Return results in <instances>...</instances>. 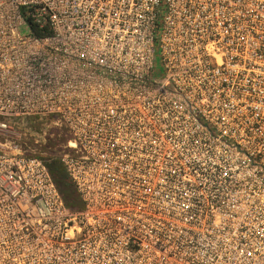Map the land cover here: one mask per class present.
Segmentation results:
<instances>
[{"label": "built area", "instance_id": "1", "mask_svg": "<svg viewBox=\"0 0 264 264\" xmlns=\"http://www.w3.org/2000/svg\"><path fill=\"white\" fill-rule=\"evenodd\" d=\"M0 264H264V0H0Z\"/></svg>", "mask_w": 264, "mask_h": 264}, {"label": "rangeland", "instance_id": "2", "mask_svg": "<svg viewBox=\"0 0 264 264\" xmlns=\"http://www.w3.org/2000/svg\"><path fill=\"white\" fill-rule=\"evenodd\" d=\"M8 147L21 150L27 155H39L40 157H59L62 155L64 145V130L56 125L54 119H28L19 122L6 137ZM6 143V144H7Z\"/></svg>", "mask_w": 264, "mask_h": 264}, {"label": "trees", "instance_id": "3", "mask_svg": "<svg viewBox=\"0 0 264 264\" xmlns=\"http://www.w3.org/2000/svg\"><path fill=\"white\" fill-rule=\"evenodd\" d=\"M35 34L39 35L41 33L35 31ZM42 159L45 161L65 204L71 208H79L80 200L59 159L51 156L45 158L42 157Z\"/></svg>", "mask_w": 264, "mask_h": 264}]
</instances>
